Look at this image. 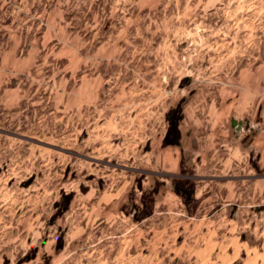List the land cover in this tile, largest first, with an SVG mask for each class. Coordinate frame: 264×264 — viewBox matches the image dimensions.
<instances>
[{
	"label": "rangeland",
	"instance_id": "rangeland-1",
	"mask_svg": "<svg viewBox=\"0 0 264 264\" xmlns=\"http://www.w3.org/2000/svg\"><path fill=\"white\" fill-rule=\"evenodd\" d=\"M0 264H264V0H0Z\"/></svg>",
	"mask_w": 264,
	"mask_h": 264
},
{
	"label": "flooded vegetation",
	"instance_id": "flooded-vegetation-1",
	"mask_svg": "<svg viewBox=\"0 0 264 264\" xmlns=\"http://www.w3.org/2000/svg\"><path fill=\"white\" fill-rule=\"evenodd\" d=\"M180 109H176V113L180 112ZM181 116L179 114H176V116L173 117L171 120V126L170 130L165 137V142H169L170 140H174V145L177 146L178 144V138H179V129H178V122L180 120ZM236 125L235 128L238 129V123L237 121H233L232 125ZM241 124V123H239ZM189 170H186L184 167L182 169V172L175 177V186L174 191L176 193H179L182 198L185 199V201H191L192 196L194 194V178ZM187 175V176H186ZM194 202V201H193Z\"/></svg>",
	"mask_w": 264,
	"mask_h": 264
}]
</instances>
